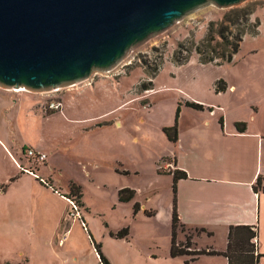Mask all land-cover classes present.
Instances as JSON below:
<instances>
[{
  "label": "rangeland",
  "instance_id": "1",
  "mask_svg": "<svg viewBox=\"0 0 264 264\" xmlns=\"http://www.w3.org/2000/svg\"><path fill=\"white\" fill-rule=\"evenodd\" d=\"M240 8L248 11V16L240 21L244 34L232 62L200 63L195 46L206 37L211 24L213 31L218 29L227 23L230 11ZM182 44L186 50L175 55ZM176 56L186 60L177 63ZM94 72L89 81L61 86L53 93L54 98H61V110L45 114L41 103L35 104L34 110L50 116L35 127L48 155L36 150L51 158L55 166L49 165L51 161L43 164L22 155L23 167L44 187L64 196L66 205H60L58 228L48 236V245L40 241L43 245L35 244L33 249L21 243L10 252L12 259L1 263L65 264L59 251L68 239L81 237L79 240H92L93 245L97 241L104 247L114 240L108 232L115 235L127 228L126 239L120 244L134 264H184L189 256H169L172 179L155 173L157 164V170L163 171L166 163L156 159L163 149L162 128L173 125L176 107L181 103V108L185 100L214 107L220 104L225 110L219 112L221 115L247 117V103L264 99V0H245L224 8L206 3L132 48L111 72ZM219 79L235 85L236 93H216ZM150 82L149 89L142 87ZM25 94L36 100L45 97L32 91ZM180 110L179 117L184 120L209 117V111ZM68 117L83 120L74 123ZM44 166L45 174L40 172ZM123 187L134 190L128 202L118 201L117 191ZM4 188L0 186V190ZM47 201L45 205L52 204ZM39 220L37 215V223ZM214 232L215 248H223V231ZM204 234L184 224V228H177L176 240L184 243L189 236L191 247L200 248ZM21 239L19 236L16 241ZM255 244L258 252L256 239ZM19 250L28 257H13ZM152 254L157 255L154 260ZM192 264L221 263L199 258ZM259 264H264V258Z\"/></svg>",
  "mask_w": 264,
  "mask_h": 264
},
{
  "label": "crops",
  "instance_id": "2",
  "mask_svg": "<svg viewBox=\"0 0 264 264\" xmlns=\"http://www.w3.org/2000/svg\"><path fill=\"white\" fill-rule=\"evenodd\" d=\"M236 91L235 85L226 83L224 93L234 95ZM25 92L0 87V186H5L0 190V261L11 260L10 252L21 243L30 248L34 246L33 249L37 248L35 244L49 243L48 236H52L58 228L62 210L60 205H66L64 196L54 192L52 187H44L36 175L26 172L23 167L26 163L21 158V151L25 147L47 154L46 146L36 137L35 127L50 117L34 110L35 104L42 103V99L29 98ZM185 102L181 108L187 107ZM196 103L203 105L199 111H209V117L197 121V118L184 120L182 115H178L177 140L171 142L161 133L163 149L156 159L160 158L166 163L163 171L157 170L160 167L157 164L155 173L168 179H172L174 170L186 173L185 178L176 181L175 208L179 220L189 227H203L212 232L200 237V248L196 249L211 247L224 251L230 225H254L257 250L263 254L261 261L264 258V192H254L252 187L258 178L264 184V99L247 103L250 106L247 117H231L225 112V115H221L219 112L225 110L220 104L214 107ZM41 109L45 114L52 113L44 111L42 104ZM68 118L74 123L83 120ZM46 160L47 164L51 161L49 165L55 166L47 156L43 164ZM168 164L170 166L167 168ZM40 172L45 174L47 168L42 167ZM22 183L28 185H20ZM47 199L52 204L45 205ZM172 205L173 200L171 208ZM37 215L40 217L38 223ZM215 229L223 231V248L214 246ZM38 231L42 232V236L39 233L36 235ZM116 234L108 232L114 239L112 244L103 247L100 243L103 255L110 264V261L114 264H134L121 245L126 238H119ZM19 236L22 239L16 241ZM79 238L68 239L62 246L59 252L63 255V262L102 264L92 241ZM16 255L28 257L22 250L13 257ZM156 257L155 254L150 256L152 260ZM199 258L227 264L226 258L221 255H199L196 259Z\"/></svg>",
  "mask_w": 264,
  "mask_h": 264
},
{
  "label": "water",
  "instance_id": "3",
  "mask_svg": "<svg viewBox=\"0 0 264 264\" xmlns=\"http://www.w3.org/2000/svg\"><path fill=\"white\" fill-rule=\"evenodd\" d=\"M245 0H0V87L48 91L88 79L196 8Z\"/></svg>",
  "mask_w": 264,
  "mask_h": 264
},
{
  "label": "trees",
  "instance_id": "4",
  "mask_svg": "<svg viewBox=\"0 0 264 264\" xmlns=\"http://www.w3.org/2000/svg\"><path fill=\"white\" fill-rule=\"evenodd\" d=\"M232 15V16H231ZM248 16V11L243 8L236 9L230 11L227 15L226 24L221 25L218 29L213 31V24H211L210 29H208V33L206 37L200 41L198 45L195 46V51L198 54V61L202 64H228L231 63L235 54L239 49V42L242 40V35L244 34V30L240 29V21H246ZM236 31L234 32L233 30ZM186 50L184 45H180L179 49L176 51L177 53H181ZM177 63L185 61L186 58H178L176 56ZM153 73L157 71V69H152ZM221 84V85H220ZM151 86V82L148 84H143L142 87L144 89H149ZM226 89V83L221 79L217 80L215 85V91L224 92ZM185 106L201 110L203 109V105L186 101ZM180 112V104L177 105L175 111V119L173 125L165 126L162 128V131L166 135L167 139L171 142H175L177 140V126L176 120L178 118ZM239 127V124H237ZM186 173L180 170H174L172 172V191H173V205L171 212V238L169 245V256L177 257V256H189L185 260V264H192L193 261L199 255H221L224 256L227 260V264H258L259 259L263 254L259 252H255V239L257 236L256 226L254 225H230L227 231V243L224 251H217L213 248H203L196 249L192 248L190 237L188 236L183 243L182 241L176 240L177 228H184V224H182L179 220L178 214L175 208V193H176V181L180 178H185ZM252 189L254 192L262 191L264 192V184L261 179L258 178L253 185ZM134 197V190L128 187L120 188L117 191V198L119 202H128ZM198 229V230H197ZM193 230L199 232H205L207 235H211L212 232L206 230L203 227L197 228L193 227ZM128 231L127 228L121 229L116 236L119 238L126 237ZM92 241V240H91ZM93 243V242H92ZM94 247L98 252L100 262L102 264H109L107 258L103 255L100 244L94 243ZM0 264H8L1 263ZM22 264V263H17Z\"/></svg>",
  "mask_w": 264,
  "mask_h": 264
},
{
  "label": "built area",
  "instance_id": "5",
  "mask_svg": "<svg viewBox=\"0 0 264 264\" xmlns=\"http://www.w3.org/2000/svg\"><path fill=\"white\" fill-rule=\"evenodd\" d=\"M124 60V59H123ZM122 60V61H123ZM120 61V62H122ZM119 64V63H118ZM117 64V65H118ZM116 65V66H117ZM115 67H113L112 69L108 70V71H105L103 73H109L111 72ZM93 73V72H92ZM92 73L90 75V77L92 76ZM95 73V72H94ZM93 73V74H94ZM88 78L82 82H87L89 81L91 78ZM79 84V83H77ZM76 83L75 84H70L68 86H75L77 85ZM87 84V83H86ZM59 88V87H58ZM58 88H51L50 90L48 91H43V92H34V93H40V94H44L45 97L43 98L42 100V108L44 111L46 112H53V111H58V110H61L62 109V101H61V98L60 96L58 98H54L53 97V93L57 91ZM12 91H17V90H20L22 88H18V89H14V88H10ZM30 92V91H29ZM22 155L23 156H26L27 158H33L35 161H41V162H44L45 161V158H46V155L40 151H37L36 149L32 148V147H25L22 151ZM170 165L168 164L167 165V168L169 167ZM32 173V172H31Z\"/></svg>",
  "mask_w": 264,
  "mask_h": 264
},
{
  "label": "bare ground",
  "instance_id": "6",
  "mask_svg": "<svg viewBox=\"0 0 264 264\" xmlns=\"http://www.w3.org/2000/svg\"><path fill=\"white\" fill-rule=\"evenodd\" d=\"M20 90L28 91V90H25L24 88H22V89H20Z\"/></svg>",
  "mask_w": 264,
  "mask_h": 264
}]
</instances>
